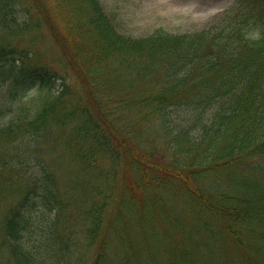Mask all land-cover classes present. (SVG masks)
<instances>
[{"label":"trees","instance_id":"1","mask_svg":"<svg viewBox=\"0 0 264 264\" xmlns=\"http://www.w3.org/2000/svg\"><path fill=\"white\" fill-rule=\"evenodd\" d=\"M45 31L71 72L20 46ZM153 218L170 264H264V0L144 37L100 0H0V264H134Z\"/></svg>","mask_w":264,"mask_h":264},{"label":"rangeland","instance_id":"2","mask_svg":"<svg viewBox=\"0 0 264 264\" xmlns=\"http://www.w3.org/2000/svg\"><path fill=\"white\" fill-rule=\"evenodd\" d=\"M100 2L121 34L144 37L158 28H164L172 33H190L206 29L222 17L233 0H100ZM22 14L20 20L24 21L27 17L23 11ZM45 33L44 39L33 47L29 46L28 37L20 39L19 44L34 52L35 63L52 66L56 71L71 72L68 67L58 65L56 59L61 57V50L54 38L48 32ZM135 216L138 220L141 217ZM151 216L155 217L154 214ZM152 221L154 228L139 221L137 233L128 237L132 244H128L127 238L124 249L115 252L124 253L129 263L136 256L134 264H170L169 259L175 256L178 246L161 237L160 221L155 218ZM124 231L127 233V228ZM218 248L219 246L203 245L204 259L215 258L212 252ZM85 264H93L92 258Z\"/></svg>","mask_w":264,"mask_h":264}]
</instances>
